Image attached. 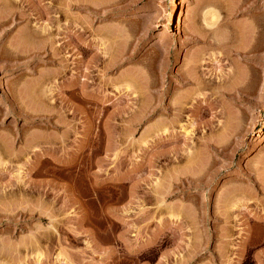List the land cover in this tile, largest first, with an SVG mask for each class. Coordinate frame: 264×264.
Here are the masks:
<instances>
[{
  "label": "rangeland",
  "instance_id": "1",
  "mask_svg": "<svg viewBox=\"0 0 264 264\" xmlns=\"http://www.w3.org/2000/svg\"><path fill=\"white\" fill-rule=\"evenodd\" d=\"M18 1L0 264H264V0Z\"/></svg>",
  "mask_w": 264,
  "mask_h": 264
},
{
  "label": "bare ground",
  "instance_id": "2",
  "mask_svg": "<svg viewBox=\"0 0 264 264\" xmlns=\"http://www.w3.org/2000/svg\"><path fill=\"white\" fill-rule=\"evenodd\" d=\"M18 1V0H17ZM38 1H40V0H38ZM161 1H163V0H161ZM263 1V0H262ZM19 2V1H18ZM21 2H22V0H21ZM167 2V1H166ZM264 2V1H263ZM162 3H164V2H162ZM263 4V3H262ZM40 5V4H39ZM264 5V4H263ZM42 6V5H41ZM49 9V8H48ZM47 11V10H46ZM50 11V10H49ZM48 11V12H49ZM55 11V10H54ZM53 12V11H52ZM57 12V11H56ZM21 13V12H20ZM24 14H26V12L24 13L23 12V14H19V15H24ZM46 14H48L47 12H46ZM26 16V15H25ZM19 17V16H18ZM23 18V17H22ZM207 20V19H206ZM209 24V23H208ZM48 31V29H46V28H43V30H42V33H44L45 34V32H47ZM20 39V38H19ZM17 41V40H16ZM22 41V40H21ZM19 42V40L17 41V42H15L14 43V45L16 44V43H18ZM20 44V43H19ZM22 44V43H21ZM17 46H18V44H17ZM18 48L20 49V47L18 46ZM18 49V50H19ZM21 49H22V47H21ZM24 50H26V49H24ZM17 51V50H16ZM20 51V50H19ZM19 53V52H18ZM56 55V54H55ZM196 59V58H195ZM191 62V66H189L190 68H192V70L190 69V71H193V69L195 68V70H196V66L200 63V62H198L197 60H194V61H190ZM188 64H190V63H188ZM109 69V68H108ZM196 71H194L193 73H195ZM182 73V72H181ZM180 73V74H181ZM188 73V72H187ZM194 76H195V74H194ZM181 78L179 79V81L178 82H180L179 84H181V82L183 83V82H186V83H188L189 85L190 84H194L193 82L195 81V79H194V77H193V74L192 73H188L187 75L185 74L184 76H183V73H182V76H180ZM177 81V80H176ZM76 84V83H75ZM74 85V84H73ZM164 85V84H163ZM185 86H186V84H185ZM169 92H170V88H167V89H165L162 93H161V98L163 99H165V96L166 95H168L169 94ZM53 95V94H52ZM162 99H161V101L160 102H162ZM180 100H178V99H175V100H173L172 99V101H175V103L174 102H172V101H170L169 102V104H170V108H168V109H164V110H168V112L169 113H171L172 115L174 114V115H177V116H179L180 114H181V112H183L184 110H185V108H183V105L185 104V102L187 101V100H191V99H189L188 98V96L186 95V96H181L180 98H179ZM178 100V101H177ZM171 102L173 103V104H171ZM190 102V101H189ZM164 103V102H163ZM168 104V105H169ZM187 104H188V102H187ZM162 105V104H161ZM166 105V104H165ZM176 106V107H174V106ZM186 105V104H185ZM163 106V105H162ZM167 106V105H166ZM161 107V106H160ZM162 108H164V106L162 107ZM161 108V110H163ZM165 108H167V107H165ZM10 110V109H9ZM166 111H165V113H166ZM162 112H164V111H162ZM177 112V113H176ZM6 115V114H5ZM163 115H164V113H163ZM165 115H167V113L165 114ZM30 117H32V115H27V116H24V119L26 118V119H31ZM166 131V129L164 130V132ZM164 135H165V133H163ZM22 138V137H21ZM0 139H1V137H0ZM3 139V138H2ZM8 139V138H7ZM9 139L10 140H8L9 141V143H10V146L11 145H13L12 143L15 141L13 138H11V136L9 137ZM15 139H17V138H15ZM39 139V138H38ZM36 142V141H35ZM41 142V141H40ZM3 143V142H2ZM2 143L0 142V155H6V156H10V157H12V156H15V153L13 152V150L12 149H9L8 148V145H5V146H3L2 145ZM8 143V144H9ZM29 144V143H28ZM44 144V143H43ZM29 147V146H28ZM11 148H12V146H11ZM25 150H27V149H25ZM26 154V153H25ZM24 154V155H25ZM17 155V154H16ZM18 157V156H17ZM163 157V156H162Z\"/></svg>",
  "mask_w": 264,
  "mask_h": 264
}]
</instances>
